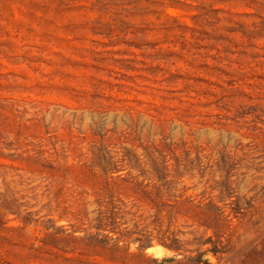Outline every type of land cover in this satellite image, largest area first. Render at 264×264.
<instances>
[{
    "label": "rangeland",
    "instance_id": "1",
    "mask_svg": "<svg viewBox=\"0 0 264 264\" xmlns=\"http://www.w3.org/2000/svg\"><path fill=\"white\" fill-rule=\"evenodd\" d=\"M0 264H264V0H0Z\"/></svg>",
    "mask_w": 264,
    "mask_h": 264
}]
</instances>
